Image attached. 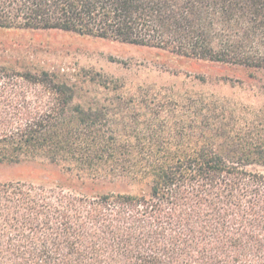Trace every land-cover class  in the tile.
<instances>
[{
  "label": "trees",
  "instance_id": "obj_1",
  "mask_svg": "<svg viewBox=\"0 0 264 264\" xmlns=\"http://www.w3.org/2000/svg\"><path fill=\"white\" fill-rule=\"evenodd\" d=\"M0 27L264 68V0H0ZM75 100L48 71L0 67V163L44 158L139 191L0 181V264H264V126L206 104L138 130Z\"/></svg>",
  "mask_w": 264,
  "mask_h": 264
},
{
  "label": "rangeland",
  "instance_id": "obj_2",
  "mask_svg": "<svg viewBox=\"0 0 264 264\" xmlns=\"http://www.w3.org/2000/svg\"><path fill=\"white\" fill-rule=\"evenodd\" d=\"M0 67L15 77L48 71L74 87L76 103L105 108L109 120L129 122L138 130L151 121L163 126L168 120L172 125V114L171 121L188 120L191 107L206 104L225 113L231 124L264 126V68L196 59L73 31L21 27H0ZM28 87L31 93L38 90L33 84ZM252 168L264 170L261 165ZM19 180L62 184L89 195L113 189L139 191L123 181L113 186L83 180L44 158L0 163V181Z\"/></svg>",
  "mask_w": 264,
  "mask_h": 264
}]
</instances>
